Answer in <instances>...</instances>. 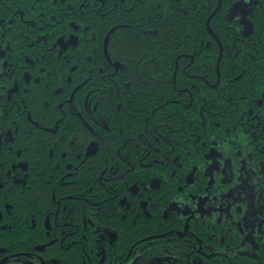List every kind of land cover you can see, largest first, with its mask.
I'll return each instance as SVG.
<instances>
[{
  "label": "flooded vegetation",
  "instance_id": "af4514ba",
  "mask_svg": "<svg viewBox=\"0 0 264 264\" xmlns=\"http://www.w3.org/2000/svg\"><path fill=\"white\" fill-rule=\"evenodd\" d=\"M218 1L221 8L223 0ZM66 5L103 8L108 3L107 0H0V196L6 203L0 207V218L13 207L8 193L23 183L27 186L25 194L30 196L38 183L50 184L54 201V204L45 202L37 210L48 216L44 230L46 241L37 243L32 233H26L28 243L43 251L44 257L35 260L27 256L28 263L15 258L20 261L15 264H264V113L239 107V111L222 114L233 121V126L220 129L212 126V122L205 124V119L187 120L190 122L186 143L170 145L172 160L163 159L159 152L164 147L157 144L147 145L138 153L139 172H144L145 167L160 171L163 165V172H170L167 186H158L159 193L146 199L129 195L128 188L144 191L149 184L141 176V181L128 184L138 179L133 177L134 171H129L128 160H112L107 167L92 171L97 165H92V160L71 159V151L80 149L82 144H89L86 148L89 152L98 147L95 137L98 129L87 127L85 117L75 112L73 106L70 115L76 124L63 127L66 116L63 66L58 63L56 71L51 69L52 74L56 73L52 81L45 74L50 67L46 63L49 59L65 58L64 51L79 41L77 33L81 37L88 32L89 24L84 20V27L72 22L67 37L59 35L63 16L70 13ZM231 11L233 18H241L247 24L243 33L250 34L249 11L245 10L241 17L234 16L232 8ZM214 15L208 18L207 28L220 45V70L224 47L210 27V18ZM41 22L44 25H38ZM117 27L105 34L103 49L106 60L119 69L121 65L112 59L109 50L110 37ZM49 39L56 41L51 44ZM38 42L45 47H35ZM52 52L55 53L49 55ZM92 74L95 75L94 70ZM67 81H72L70 76ZM45 91L51 95L54 111L59 109L62 117L47 110L46 99L50 102L47 93L43 95L45 100L40 110L34 108L36 113H33L29 109L28 101ZM67 101L71 103L72 98ZM3 114L6 121H2ZM65 135L72 137L71 140L67 141ZM43 147L48 150V160H35ZM181 148L185 149V161L176 154ZM42 164L50 172L49 180H44V172L39 171ZM36 170L39 178L34 174ZM84 172L87 176L81 175ZM71 187L89 190L73 194L68 191ZM97 191L100 193L96 194ZM82 201H88L89 207L81 204ZM150 201L154 211L145 217V212L150 211L147 208ZM36 203L33 206H38ZM96 209L112 218L89 225L86 215L95 214ZM78 214L85 215L84 224L77 223L75 218L68 221V217ZM51 215L56 216L55 224L51 222ZM113 220L116 222L110 226H101ZM117 222L125 230L128 223L139 224L138 229H133L142 236L131 250L120 239L122 230L116 227ZM35 227L36 222L32 224ZM135 246L137 252L133 249ZM3 261L5 258L1 256L0 264Z\"/></svg>",
  "mask_w": 264,
  "mask_h": 264
},
{
  "label": "trees",
  "instance_id": "16d2710c",
  "mask_svg": "<svg viewBox=\"0 0 264 264\" xmlns=\"http://www.w3.org/2000/svg\"><path fill=\"white\" fill-rule=\"evenodd\" d=\"M236 1L223 0L219 12L210 23L211 30L218 35L224 47L220 70V45L207 28L208 18L219 5L218 0H126V3L107 0L108 5L103 8L90 5L69 8L66 5L70 13L63 16V28L59 35L67 37L72 22L84 27V20L88 21V32L81 37L77 33L79 41L64 51L65 58L58 60L59 57L55 56V59H49L46 63L50 67L45 74L52 81L56 79V73L52 74L51 69L56 71L58 63L63 66V94L66 101L63 127L76 124L75 118L70 115L73 106L75 112L85 117L87 127L98 129L95 137L99 142L98 147L91 152L86 150L87 144L81 143L80 149L71 151V159L102 163L97 164L92 171L107 167L112 160H128L131 163L129 171H134L136 174L133 177L138 178L128 184L141 181V177L144 183L149 184L144 191L128 188L129 195H141L146 199L159 193L158 186H167L170 172L164 173L163 165L160 171L145 167L144 172H139L137 161L141 149L147 145H161L164 148L159 154L167 160L172 150L170 145H185L190 122L187 120L205 119V124L212 122V126L220 129L233 126V121L222 114L239 111V107L264 113V0H251V10L247 15V22L251 26L248 35L243 33L247 26L245 21L231 15L230 10H233ZM27 12L30 14L29 10ZM38 25L44 24L41 22ZM115 26L118 27L110 37L109 50L112 59L121 65L119 69L106 60L103 49L105 34ZM55 41L48 40L51 44ZM38 46L45 47L39 42L35 47ZM74 65H78L75 70L72 68ZM93 70L95 75L92 74ZM83 71H86L85 76ZM68 76L72 80L70 83L67 81ZM78 81L83 83H76ZM252 83H256L255 86H251ZM78 84H81L79 88ZM46 93L50 99V102L46 99L47 110L62 117L63 113L59 109L54 111L53 100L47 91L30 99L29 109L33 113H36L34 108L40 110ZM70 98L71 103L67 101ZM6 120L3 114L2 121ZM71 138L65 135L67 141ZM44 149L38 150L35 160H48V150ZM184 150L181 148L176 152L181 155L179 159L182 161L186 160ZM181 167L185 170L184 165ZM84 169L86 171L88 168ZM39 171L44 172V180L50 179V172L44 164L39 166ZM86 172L89 173V170ZM86 172L81 175H86ZM34 174L39 178L37 170ZM34 188L32 196L25 194V183L8 193L13 207L0 218V257L5 258L1 264L28 263V259H25L27 256L35 260L44 257L43 251L28 243L26 233H32L37 243L46 241L44 230L48 216L37 210L45 202L54 204V201L50 184L41 182ZM84 189L71 187L68 191L77 194L84 192ZM33 202H37L38 206H33ZM83 203L89 207L88 201ZM4 204L0 196V207ZM147 208L150 211L145 212V217L151 216L154 211L151 201ZM84 216L78 214L67 219L73 221L75 218L77 223H83ZM86 217L89 225L96 220L100 222L103 218H112L99 209ZM50 219L52 224L57 222L55 215H51ZM116 220L120 221L119 218ZM132 220L135 222L136 218ZM146 220L151 222L149 218ZM34 222L36 227L32 228ZM114 222L101 226H110ZM118 222L115 224L122 230L120 239L125 240L131 250L133 243L142 236V233L133 229L139 224L128 223L129 227L125 230ZM133 249L137 252V246Z\"/></svg>",
  "mask_w": 264,
  "mask_h": 264
},
{
  "label": "rangeland",
  "instance_id": "374dc122",
  "mask_svg": "<svg viewBox=\"0 0 264 264\" xmlns=\"http://www.w3.org/2000/svg\"><path fill=\"white\" fill-rule=\"evenodd\" d=\"M245 10H251V0H240L233 8V15L241 17L245 13Z\"/></svg>",
  "mask_w": 264,
  "mask_h": 264
},
{
  "label": "bare ground",
  "instance_id": "6f19581e",
  "mask_svg": "<svg viewBox=\"0 0 264 264\" xmlns=\"http://www.w3.org/2000/svg\"><path fill=\"white\" fill-rule=\"evenodd\" d=\"M220 9V7H217L215 10H214V12H213V15L218 11ZM210 22H211V18H210ZM36 25V24H35ZM34 25V26H35ZM203 31V30H202ZM201 39V38H200ZM210 41V40H209ZM199 43V42H198ZM204 43V42H203ZM210 43V42H209ZM239 49V48H238ZM79 85V84H78ZM81 85V84H80ZM64 87V86H63ZM168 101V100H167ZM133 116V115H132ZM83 120V119H82ZM114 127V126H113ZM96 129V128H95ZM122 130V129H121ZM96 131V130H95ZM97 133V132H96ZM104 134V133H103ZM141 135H143V134H141ZM167 136V135H166ZM62 137V136H61ZM140 138V137H139ZM38 139V138H37ZM96 142H98V141H96ZM95 143V142H94ZM99 143V142H98ZM130 143V142H129ZM89 145V144H88ZM95 145V144H94ZM91 146H92V141H91ZM52 148V147H51ZM19 151V150H18ZM50 152V151H49ZM142 153V152H141ZM100 154V153H99ZM95 156V155H94ZM129 156V155H128ZM2 163V162H1ZM98 164V163H97ZM92 165H95V164H93L92 163ZM3 172V171H2ZM80 173V172H79ZM106 173V172H105ZM106 177V176H105ZM39 182V181H38ZM104 184V183H103ZM4 185V184H3ZM74 194V193H73ZM70 195V194H69ZM99 195V194H98ZM159 217V216H158Z\"/></svg>",
  "mask_w": 264,
  "mask_h": 264
},
{
  "label": "water",
  "instance_id": "95a60500",
  "mask_svg": "<svg viewBox=\"0 0 264 264\" xmlns=\"http://www.w3.org/2000/svg\"><path fill=\"white\" fill-rule=\"evenodd\" d=\"M219 7H220V5H219Z\"/></svg>",
  "mask_w": 264,
  "mask_h": 264
}]
</instances>
